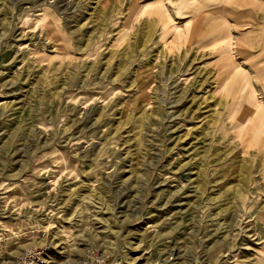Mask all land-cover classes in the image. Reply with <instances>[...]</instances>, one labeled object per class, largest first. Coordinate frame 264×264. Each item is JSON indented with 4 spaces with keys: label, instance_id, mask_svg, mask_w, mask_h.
Segmentation results:
<instances>
[{
    "label": "rangeland",
    "instance_id": "1",
    "mask_svg": "<svg viewBox=\"0 0 264 264\" xmlns=\"http://www.w3.org/2000/svg\"><path fill=\"white\" fill-rule=\"evenodd\" d=\"M264 264V0H0V264Z\"/></svg>",
    "mask_w": 264,
    "mask_h": 264
},
{
    "label": "built area",
    "instance_id": "2",
    "mask_svg": "<svg viewBox=\"0 0 264 264\" xmlns=\"http://www.w3.org/2000/svg\"><path fill=\"white\" fill-rule=\"evenodd\" d=\"M46 248H27L13 264H47ZM110 256L98 247H89L79 264H108Z\"/></svg>",
    "mask_w": 264,
    "mask_h": 264
}]
</instances>
